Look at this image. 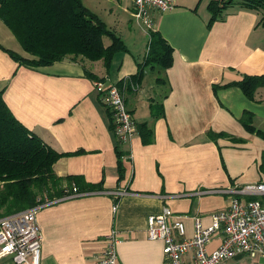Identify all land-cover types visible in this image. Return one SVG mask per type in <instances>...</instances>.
Returning <instances> with one entry per match:
<instances>
[{"label": "crops", "instance_id": "crops-1", "mask_svg": "<svg viewBox=\"0 0 264 264\" xmlns=\"http://www.w3.org/2000/svg\"><path fill=\"white\" fill-rule=\"evenodd\" d=\"M82 1L106 16L99 17L127 47L114 53L108 70L102 60L68 58L30 68L0 48L4 101L45 145L65 153L54 163L55 173L100 185L98 192L39 208L40 264H87L104 249L110 231L117 234L119 264H164V243L147 237V216L168 207L184 225V234L176 236L189 239L193 217L207 226L213 213L227 207V196L211 190L264 183V86L253 99L236 85L222 87L264 73V10L235 0L208 27L210 0H173V9L152 11L153 26L146 28L131 15L132 0ZM134 25L147 37L149 29L158 30L173 49L172 63L163 70L149 69L162 74L163 80L155 78L157 88L152 80L145 83V68L139 90L126 93L131 116L136 124L147 123L151 139L143 141L137 129L119 144L127 152L119 178L117 140L94 82L102 78L117 84L136 73L143 60L125 39ZM0 45L26 56L1 20ZM153 104L162 107L161 114L151 112ZM243 112L252 114L253 131L241 123ZM222 236H212L207 250L215 249ZM0 264L15 263L3 258Z\"/></svg>", "mask_w": 264, "mask_h": 264}, {"label": "trees", "instance_id": "trees-1", "mask_svg": "<svg viewBox=\"0 0 264 264\" xmlns=\"http://www.w3.org/2000/svg\"><path fill=\"white\" fill-rule=\"evenodd\" d=\"M234 1L210 0L207 26L210 27L222 17L223 11ZM236 1L251 9L264 10V0ZM0 20L16 38L26 56L3 45L0 48L18 64L30 68L47 66L68 58L81 62L102 60L103 67L108 70L114 53L127 51L120 36L109 29L82 0H0ZM104 37L109 38L108 44L103 41ZM172 52V47L161 33L149 29L143 61L137 63L135 74L128 75L129 81L139 84L146 67L163 70L170 66ZM86 74L89 78L94 77L88 70ZM120 79L117 82L119 85L123 78ZM157 80L163 78L158 77ZM230 85L240 87L242 93L253 99L257 88L264 86V73L244 75L238 81L222 84V87ZM219 87L215 85L214 89ZM130 90L128 87L127 92ZM3 91L4 86H0V217L68 196L72 186H76L77 191L83 195L98 192L100 185L87 183L82 176H58L55 173L53 165L65 153L45 145L39 136L18 121L4 101ZM153 105L151 112L154 115L161 114L162 107L159 104ZM106 109L112 129L111 112L107 106ZM240 121L248 130H254L252 114L243 112ZM135 129L139 130L143 141L151 139V131L146 122L137 123ZM260 133L264 137V133ZM119 144L117 142L115 155L120 178L124 172L122 159L127 152L119 148ZM261 168L264 170V161ZM62 182H66L69 188L61 186ZM261 200L264 202V198Z\"/></svg>", "mask_w": 264, "mask_h": 264}, {"label": "built area", "instance_id": "built-area-1", "mask_svg": "<svg viewBox=\"0 0 264 264\" xmlns=\"http://www.w3.org/2000/svg\"><path fill=\"white\" fill-rule=\"evenodd\" d=\"M174 6L173 0H132L131 15L144 27L151 28L152 11L165 12ZM128 84L134 91L139 90L138 85L129 81L127 76L123 77L120 85L106 84L103 80L94 82L95 90L111 112V130L120 144L129 141L137 130L125 104ZM211 191L224 193L227 207L213 213L207 226L201 224L199 217H193L194 231L189 239L176 236L184 234V225L180 218L172 216L168 207H164L159 214L147 216V237L161 239L164 243V264H226L236 253L251 259L264 258V202L261 200L264 198V183H247ZM80 195L83 193L72 186L68 196L0 217V259L9 258L15 264H40L42 234L35 221L37 211L57 200ZM217 232H222V241L209 251L206 245ZM116 235L115 231H110L105 236L104 249L87 264H119Z\"/></svg>", "mask_w": 264, "mask_h": 264}, {"label": "rangeland", "instance_id": "rangeland-1", "mask_svg": "<svg viewBox=\"0 0 264 264\" xmlns=\"http://www.w3.org/2000/svg\"><path fill=\"white\" fill-rule=\"evenodd\" d=\"M101 15L102 14H99L100 17L103 16V15L102 16ZM105 17L106 16H103V18H105ZM132 30L133 31L130 35L125 36V39H126V42H127L129 49H131L133 51V53H135V57H137L140 61H142L143 57L146 53V50H147L148 37L145 36L143 31L139 27H137L136 25H134V27H132ZM103 39H104L103 41L105 43L110 42L108 37H104ZM136 49H138V50L136 51ZM146 74H147V77H145L146 78L145 83L147 84L148 81L152 80V81H154V87L157 88V85L155 83V78L157 76L158 77L161 76L162 74H160V72H158L156 70L150 71L148 67H146ZM136 84L138 85V89H139L140 84H138V83H136ZM129 87L132 91L133 87L131 86V84ZM61 186L66 187L67 189L69 188V185H66V182H62ZM226 264H264V258L259 257L257 259H251L248 256L244 255L241 259H239L237 261L234 259H229Z\"/></svg>", "mask_w": 264, "mask_h": 264}, {"label": "water", "instance_id": "water-1", "mask_svg": "<svg viewBox=\"0 0 264 264\" xmlns=\"http://www.w3.org/2000/svg\"><path fill=\"white\" fill-rule=\"evenodd\" d=\"M242 257H243L242 254H240V253L237 254V253H236V255L234 256L233 259L237 261V260L241 259Z\"/></svg>", "mask_w": 264, "mask_h": 264}]
</instances>
